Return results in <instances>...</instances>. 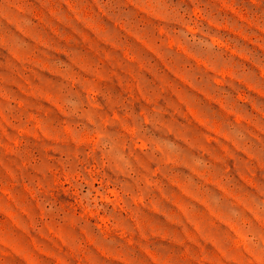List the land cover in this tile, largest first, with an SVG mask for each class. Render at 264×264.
Instances as JSON below:
<instances>
[{"label":"rangeland","instance_id":"374dc122","mask_svg":"<svg viewBox=\"0 0 264 264\" xmlns=\"http://www.w3.org/2000/svg\"><path fill=\"white\" fill-rule=\"evenodd\" d=\"M0 264H264V0H0Z\"/></svg>","mask_w":264,"mask_h":264}]
</instances>
